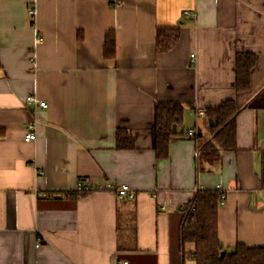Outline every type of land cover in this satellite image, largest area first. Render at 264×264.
<instances>
[{
    "label": "crops",
    "instance_id": "1",
    "mask_svg": "<svg viewBox=\"0 0 264 264\" xmlns=\"http://www.w3.org/2000/svg\"><path fill=\"white\" fill-rule=\"evenodd\" d=\"M30 3L0 0V264H196L183 221L219 186L224 250L264 246V0H36L35 17ZM166 28L180 39L159 53ZM243 53L257 63L239 93ZM31 95L47 107H27ZM228 101L240 110L237 151L210 163L206 112ZM159 104L185 109L164 159ZM30 129L37 141L26 143ZM120 133L131 148L118 147ZM86 178L128 185L136 199L77 193Z\"/></svg>",
    "mask_w": 264,
    "mask_h": 264
},
{
    "label": "trees",
    "instance_id": "2",
    "mask_svg": "<svg viewBox=\"0 0 264 264\" xmlns=\"http://www.w3.org/2000/svg\"><path fill=\"white\" fill-rule=\"evenodd\" d=\"M180 39L179 28L159 29L157 33V51H171ZM106 58L116 56V39L113 33L106 38L104 45ZM256 57L252 54H239L236 65V87L239 93L247 92L251 87V75L256 67ZM239 108L234 101L223 103L220 107L209 109L206 114L210 121V130L215 143L205 144L201 149V159L214 162L222 151H237L236 118ZM185 109L181 105L159 104L156 111V152L158 159L168 156L169 145L174 136V128L184 121ZM118 147L122 150L132 147L130 139L119 134ZM191 205H196L194 213L189 212ZM220 208L219 191L199 192L188 206L181 238L184 246L195 248L196 264H264V246L248 247L242 244L232 252L224 250L218 236Z\"/></svg>",
    "mask_w": 264,
    "mask_h": 264
},
{
    "label": "built area",
    "instance_id": "3",
    "mask_svg": "<svg viewBox=\"0 0 264 264\" xmlns=\"http://www.w3.org/2000/svg\"><path fill=\"white\" fill-rule=\"evenodd\" d=\"M31 3L29 4V15L32 17H35L36 15V0H30ZM188 13H185V16H188ZM192 59H195V56H192ZM195 62L193 61V64ZM25 104L27 107H36V108H46L47 103L45 101H41L38 99L36 96H29L25 100ZM200 116H205L204 113H200ZM189 136H194L195 132L190 131L188 133ZM24 141L26 143H33L37 141V134L32 131V129L28 130L27 133L25 134ZM95 191H108V192H113L116 194L117 198L119 201H133L136 199V193L133 191L128 185H123V186H116L113 183H105L104 185L100 187H95L94 183L86 178V179H81L76 187V192L77 193H91ZM217 191L220 193V206L223 207L226 203V192L222 189V187H217ZM196 210V205H191L189 208V212L194 213ZM42 245V242L39 240L37 241V246L40 247Z\"/></svg>",
    "mask_w": 264,
    "mask_h": 264
},
{
    "label": "rangeland",
    "instance_id": "4",
    "mask_svg": "<svg viewBox=\"0 0 264 264\" xmlns=\"http://www.w3.org/2000/svg\"><path fill=\"white\" fill-rule=\"evenodd\" d=\"M189 253H190V251H189Z\"/></svg>",
    "mask_w": 264,
    "mask_h": 264
}]
</instances>
